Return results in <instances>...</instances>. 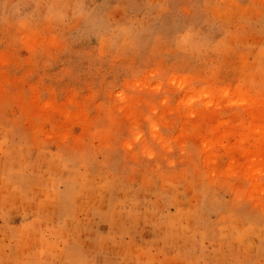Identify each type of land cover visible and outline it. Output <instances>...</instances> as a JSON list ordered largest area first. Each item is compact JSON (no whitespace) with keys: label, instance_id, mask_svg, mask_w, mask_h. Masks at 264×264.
I'll use <instances>...</instances> for the list:
<instances>
[{"label":"rangeland","instance_id":"obj_1","mask_svg":"<svg viewBox=\"0 0 264 264\" xmlns=\"http://www.w3.org/2000/svg\"><path fill=\"white\" fill-rule=\"evenodd\" d=\"M0 264H264V0H0Z\"/></svg>","mask_w":264,"mask_h":264}]
</instances>
